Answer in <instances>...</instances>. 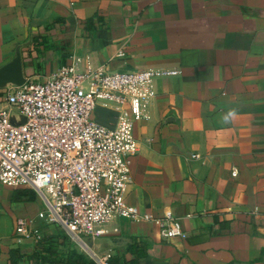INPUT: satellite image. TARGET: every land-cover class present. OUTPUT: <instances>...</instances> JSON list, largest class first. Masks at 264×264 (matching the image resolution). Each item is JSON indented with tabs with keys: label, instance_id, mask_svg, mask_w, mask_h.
Segmentation results:
<instances>
[{
	"label": "crops",
	"instance_id": "obj_1",
	"mask_svg": "<svg viewBox=\"0 0 264 264\" xmlns=\"http://www.w3.org/2000/svg\"><path fill=\"white\" fill-rule=\"evenodd\" d=\"M16 47L35 81L72 63L178 72L155 81L132 129L125 201L144 219H114L90 241L97 256L135 241L147 244L139 264H264V0H0V66ZM23 190L0 186V264L33 250L15 240L16 218L42 225ZM167 217L184 238L160 239Z\"/></svg>",
	"mask_w": 264,
	"mask_h": 264
},
{
	"label": "built area",
	"instance_id": "obj_2",
	"mask_svg": "<svg viewBox=\"0 0 264 264\" xmlns=\"http://www.w3.org/2000/svg\"><path fill=\"white\" fill-rule=\"evenodd\" d=\"M177 74L163 68L111 71L72 63L45 80L26 78L19 87L1 90L0 186L31 190L43 206L35 219L60 228L80 250L85 240L106 235L116 218L144 219L125 201L132 183L128 158L137 148L132 129L148 120L155 81ZM96 108L115 114L112 126L93 120ZM10 116L23 122L12 125ZM157 226L162 240L185 236L168 217ZM13 235L16 241L39 239L33 219L16 218ZM91 256L95 264H107L110 257Z\"/></svg>",
	"mask_w": 264,
	"mask_h": 264
},
{
	"label": "trees",
	"instance_id": "obj_3",
	"mask_svg": "<svg viewBox=\"0 0 264 264\" xmlns=\"http://www.w3.org/2000/svg\"><path fill=\"white\" fill-rule=\"evenodd\" d=\"M88 23L89 21L86 22V24ZM41 41L38 42L39 45ZM35 43L37 42L35 41ZM93 120L99 124L102 123V121L95 120L94 113ZM18 193L25 196L33 195L31 190H23ZM37 231L39 239L35 241L32 252L23 257L17 251H12L8 264H95L91 259L84 258L74 248H71L66 241L65 233L57 226L42 224ZM146 248V243L132 241L122 256H110L107 264H139V260L146 255ZM125 254L128 255V259H125Z\"/></svg>",
	"mask_w": 264,
	"mask_h": 264
},
{
	"label": "water",
	"instance_id": "obj_4",
	"mask_svg": "<svg viewBox=\"0 0 264 264\" xmlns=\"http://www.w3.org/2000/svg\"><path fill=\"white\" fill-rule=\"evenodd\" d=\"M24 80L19 48L16 47L12 58L7 63L0 66V90L8 86L19 87L23 84ZM22 122L23 119L20 117L10 116L9 118V123L12 125H18Z\"/></svg>",
	"mask_w": 264,
	"mask_h": 264
},
{
	"label": "rangeland",
	"instance_id": "obj_5",
	"mask_svg": "<svg viewBox=\"0 0 264 264\" xmlns=\"http://www.w3.org/2000/svg\"><path fill=\"white\" fill-rule=\"evenodd\" d=\"M94 115H95V120L97 121H103V119L105 118L106 116V112H103V110L101 109H96L94 111ZM50 229V228H49ZM56 229V228H55ZM59 230V229H57ZM60 231V230H59ZM66 235V234H65ZM66 241L68 242V244L71 246V248H74L77 252H79L84 258L86 259H90L92 256H91V252H93L91 250V248H89L88 246L91 245V242L89 240H85V246H81V249H79V246L76 242L72 241V239L66 235Z\"/></svg>",
	"mask_w": 264,
	"mask_h": 264
}]
</instances>
